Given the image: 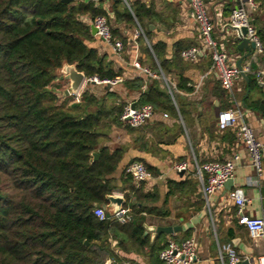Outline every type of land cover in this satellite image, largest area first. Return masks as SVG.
I'll return each mask as SVG.
<instances>
[{
    "label": "trees",
    "instance_id": "16d2710c",
    "mask_svg": "<svg viewBox=\"0 0 264 264\" xmlns=\"http://www.w3.org/2000/svg\"><path fill=\"white\" fill-rule=\"evenodd\" d=\"M113 11L116 22L142 25L145 18H157L154 8L141 1L113 0ZM99 15L113 20L102 0H0V264H106L108 259L139 264L119 251L140 255L146 264H164L159 253L168 244L166 234L151 242L141 215L157 212L143 202L157 195L142 192L128 176L124 205L132 209L130 220L100 219L93 212L96 203L108 204L107 196L117 188L114 171L123 150L111 151L101 142L114 123L124 124L126 103L114 104L117 93L93 82L104 85L105 92L86 88L80 101L64 95L60 102L64 90L58 70L64 63L76 64L86 77L120 75L109 54L91 45L95 36L83 17ZM112 33L117 35L113 27ZM145 45L158 77L147 82L139 76L124 85L139 92L136 106L150 103L155 112L178 117L183 107L161 71L167 75L178 69L177 88L191 90L181 71L183 49L167 58L164 42ZM247 79L248 87L258 85L255 75ZM190 185L188 179L171 180L167 198ZM173 237L181 242L191 236Z\"/></svg>",
    "mask_w": 264,
    "mask_h": 264
},
{
    "label": "crops",
    "instance_id": "0c3cea01",
    "mask_svg": "<svg viewBox=\"0 0 264 264\" xmlns=\"http://www.w3.org/2000/svg\"><path fill=\"white\" fill-rule=\"evenodd\" d=\"M102 1L113 19L111 26L117 30L114 39H120L124 43L123 50L115 52L98 35H93L95 39L91 42L100 53L109 54L115 71L120 72L116 77H121L122 81L113 87L108 85L120 97L114 104L120 103L119 101L136 103L139 97V92L128 91L124 85L125 80L141 76L150 82L151 77H154L134 64L137 59L144 67L152 70V62L145 52V43L151 47L152 43L164 42L167 58H171L179 49L203 47L199 25L192 17L191 0H124L128 5L141 1L154 8L157 18H145L142 25L139 22H116L113 0ZM247 1L205 0L214 22L215 40L222 50L228 53L230 62L236 64L247 53V49L239 48L234 41L235 32L229 26V16L234 7ZM254 1L256 7L249 8V12L257 30L261 31L260 36H263L264 42V0ZM83 18L91 25L90 17ZM138 29L142 39L139 38L140 34H136ZM248 63H251L253 71L264 70V54L256 56L252 51V54L243 60L242 66ZM184 66L181 71L191 90L177 88L181 73L178 69L174 68V71L167 75L161 71V78L170 93L173 95L172 88L176 91L184 113L174 117L168 113V116H165L166 112H156L146 125L138 127L136 131H130L125 125L126 121L124 124L114 123L108 138L101 142L111 151L123 150V156L114 171L117 185L114 195L124 196L131 182L136 184L126 168L133 161H142L150 170L151 177L136 186H142L144 193L157 195L154 200H143L145 204L157 207L155 213L141 214L145 217L144 223L180 225V231L166 234V242L170 239L176 240L174 235L180 240L188 233L194 236L198 244V261L195 264H230L228 258L222 259L220 256V247L228 242L233 243L241 258L238 264H257L259 257L264 255V236L253 239L248 229L239 222V207L233 193L237 188L243 189L247 198L244 213L252 217H262L264 171L261 175L257 174L246 146L238 138L235 129H219L218 115L224 109L239 107L243 119L255 129L258 138L264 142V82L258 80L254 73H248L247 76L255 75L258 85L248 87V79L242 77L236 82L232 96L222 86L212 55L206 49L200 53L197 61L184 60ZM62 83L65 90L69 81L63 80ZM86 88L100 95L105 92L106 87L95 84L87 87L85 84L82 89ZM248 95L250 97L246 100ZM235 156L237 158H234L236 171L233 186L230 189L224 186L217 190L207 203L202 193L201 180L196 173L197 163L226 160ZM182 162L187 163V168L179 170L177 165ZM128 176L132 178L131 182L127 180ZM185 179L190 180L191 185L167 198L170 181ZM132 199L134 202L138 201L136 197ZM139 205L141 206V203ZM166 211L168 214L164 213ZM157 234L153 235L150 231L145 235H149L153 242ZM112 244L116 246L117 242ZM119 253L137 260L139 264H146L144 257L140 255L122 251ZM123 263L126 264L125 261Z\"/></svg>",
    "mask_w": 264,
    "mask_h": 264
},
{
    "label": "built area",
    "instance_id": "2783aa9c",
    "mask_svg": "<svg viewBox=\"0 0 264 264\" xmlns=\"http://www.w3.org/2000/svg\"><path fill=\"white\" fill-rule=\"evenodd\" d=\"M192 17L199 25L200 34L203 40V47L191 46L185 48L181 52L184 60L195 62L204 49L209 50L212 55L214 64L218 71V75L222 86L234 96V88L238 79L244 77L243 73H254L258 80L264 82V70L257 69L253 71L251 63L238 67L236 63L230 62L229 55L226 51L219 50L217 41L213 37L214 22L208 11L205 0H191ZM254 0H248L241 5L234 7L229 16V26L235 32V35L247 38L255 44L254 55L264 54V42L252 21L249 8H255ZM92 25L97 28V35L108 43L115 52H120L124 48V43L120 39H114L112 26L109 19L105 15H99L92 20ZM242 28L246 29V33L242 32ZM141 31L137 30V35ZM136 67L142 69L146 74L158 77L157 73L148 67H144L139 60L135 59ZM122 81L121 77L100 79L98 76L86 77V82L96 84H107L114 86ZM83 88V87H82ZM80 89L74 95L77 101L81 100L83 89ZM133 102H127L121 118L129 123L132 127H142L146 125L155 115V108L152 104L147 103L133 108ZM168 116L167 113L164 114ZM218 127L220 130L235 129L238 138L244 143L252 164L258 175L264 171V142L261 141L255 129L243 119V114L239 107H231L219 112ZM234 158L226 160H212L202 164L197 163V175L202 183V193L206 202H209L210 196L217 190L223 188L228 180L234 177L236 166ZM179 170L187 168V163L182 162L177 165ZM135 183L139 185L141 182L151 177V172L142 161H133L127 168ZM234 199L239 207V222L244 225L253 239L264 236V213L262 217H252L244 213L247 198L244 190L237 188L234 193ZM131 207L123 205L115 214H111L103 205H98L94 209V214L100 219H116L120 223H127L130 220ZM220 256L222 259L228 258L230 264H238L241 258L232 242L223 244L220 247ZM160 259L164 264H195L198 261V244L194 236L188 237L181 242L174 239L168 241L159 253ZM257 264H264V255L259 257Z\"/></svg>",
    "mask_w": 264,
    "mask_h": 264
},
{
    "label": "water",
    "instance_id": "95a60500",
    "mask_svg": "<svg viewBox=\"0 0 264 264\" xmlns=\"http://www.w3.org/2000/svg\"><path fill=\"white\" fill-rule=\"evenodd\" d=\"M64 1L70 2L74 0H64ZM83 1L89 2L91 0H83ZM90 27H91V33L93 35H97V31H98L97 28L92 24L90 25ZM242 32L246 33V29L242 28ZM234 41L238 44L239 48L247 49V53L242 58H240L237 63L238 67L242 69L243 60L252 54V51L255 48V44L253 42H250L247 38L241 37L240 35H235ZM58 73L62 80L69 81V86L63 92V95L65 96L77 93L83 87L86 81V74L83 71L78 70L76 64L64 63V65L58 70ZM243 76L245 78H248L246 73H243ZM132 106L133 108H135L136 103L133 102ZM93 155L95 156V158L99 157L98 153L96 152L93 153ZM233 184H234V180L233 178H231L230 180L227 181L225 187L227 189H230L233 186ZM107 198L109 200V203L103 206L111 214H115L117 211H119L126 202L124 196L114 195V193L108 195ZM98 205H99L98 203L95 204V206ZM143 226L146 228L145 234H148L150 231H152L153 235H156L157 233L175 234L176 232L182 229L180 225H148L147 223H144ZM106 264H124V263L114 259H108L106 261Z\"/></svg>",
    "mask_w": 264,
    "mask_h": 264
},
{
    "label": "rangeland",
    "instance_id": "374dc122",
    "mask_svg": "<svg viewBox=\"0 0 264 264\" xmlns=\"http://www.w3.org/2000/svg\"><path fill=\"white\" fill-rule=\"evenodd\" d=\"M208 11H209V10H208ZM138 30H139V29H138ZM139 31H140V30H139ZM213 37H214V35H213ZM214 39H215V37H214ZM218 49H219V50H222L221 45H219V44H218ZM91 83H92V82H91ZM86 85H87V87H90V82H86ZM62 87H63V89H64V84H63V83H62ZM59 97H60V102L64 100V95H63V92H62V91L59 93Z\"/></svg>",
    "mask_w": 264,
    "mask_h": 264
}]
</instances>
